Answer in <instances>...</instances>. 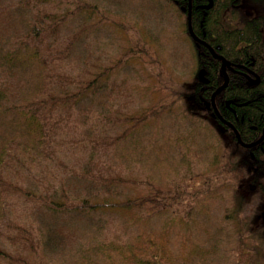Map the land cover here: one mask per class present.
<instances>
[{
	"label": "rangeland",
	"instance_id": "rangeland-1",
	"mask_svg": "<svg viewBox=\"0 0 264 264\" xmlns=\"http://www.w3.org/2000/svg\"><path fill=\"white\" fill-rule=\"evenodd\" d=\"M22 1L0 0V264H157L159 258L166 264H264V194L250 193L246 183L219 179L212 165L215 157L220 160L216 143L230 139L222 135L217 140L211 128L216 122L210 118V102H200L195 94L201 69L185 33L186 18L164 0H81V12L74 0L53 2L55 17L66 19L61 47L73 43L65 67L75 77L88 70L82 78L87 82L98 79L113 86L77 107L88 119L113 114L122 122L147 120L130 135L129 122L107 129L127 131L113 159L119 179L126 182L115 194L101 190L100 196L111 202L141 199L133 210H41V168L26 177L11 172L5 162L7 152L27 163L40 160L33 148L40 134L30 129L34 114L16 110L40 95L41 66L4 58L31 27L32 13ZM118 3L122 8H116ZM94 6L95 12L87 9ZM245 6L250 17L264 13V5ZM23 59L28 55L18 57ZM112 101L121 108L112 109ZM72 132L62 139L65 151L72 147ZM70 155L60 153L55 173L89 160ZM61 177L55 200L81 204L89 192L86 184L76 174ZM61 190L69 201L60 197ZM53 229L62 237L41 248L40 232L45 239L46 230ZM31 231L38 245L16 247ZM143 245L152 251L144 255Z\"/></svg>",
	"mask_w": 264,
	"mask_h": 264
},
{
	"label": "trees",
	"instance_id": "trees-1",
	"mask_svg": "<svg viewBox=\"0 0 264 264\" xmlns=\"http://www.w3.org/2000/svg\"><path fill=\"white\" fill-rule=\"evenodd\" d=\"M54 1L60 2V0L22 1V6L32 13L31 27L27 37L16 38L13 41V50L8 51L4 56L7 63L16 59L19 63H28V65L36 63L41 66L40 95L25 105H18L16 110L17 112L23 109L29 114H34L30 129H33L35 134H40L39 142L33 146L34 149L38 148L36 153L40 160L38 162L34 159L32 163H27L22 161L21 156L16 152L12 155L7 152L5 162L10 164L11 172L23 174L26 177L27 175L34 177L36 168H41L38 170L41 172V210L76 213L72 210L75 206L82 208L79 211L80 214L85 208L89 212H102L108 208L133 210L141 199L111 202L105 200L104 196H100L101 190L103 193L106 191L108 194H115L116 187L123 186L126 182L119 179L121 171L113 159L117 146L126 136L127 131L119 133L117 130L110 133L107 129L116 128L123 122H129L133 127L127 134L130 135L135 127L140 124L143 126L147 118L140 121L131 118L122 122L116 115L109 114L107 117L88 119V116L84 114L86 111L77 107L78 104L88 100L92 94L113 91V86L103 85L98 79L89 82L82 79L88 71L85 68L84 75L75 77L72 76L74 73H71L69 66L65 67L73 43L68 41L61 47L60 29L66 19L55 17L53 14ZM80 1L74 0L76 10L81 12ZM164 1L172 4L180 15L185 16L184 28L187 36L190 37L188 29L190 15L194 34L211 48H218V54L225 58L228 64L226 71L229 75V83L216 95L215 106L225 122L231 124L233 130L239 134L243 144L256 143L262 138L264 132V13L250 17L245 11V5L254 4L256 8L257 5L263 6L264 0H213V5L208 10L203 8L208 3L207 0ZM95 8L94 6L87 9L95 12ZM116 8H122L120 3L116 5ZM78 13L74 10L75 15ZM190 39L194 45L198 68L206 70L209 81L207 85L196 84L195 94L200 98V102L206 104L209 101L211 103L213 94L225 84L222 62L211 55L209 47L198 45L191 37ZM71 41L76 43L75 38ZM27 55L26 61L18 60L19 56ZM244 72L256 77L259 83L251 84L243 75ZM110 74L111 72L108 71L105 76H111ZM3 92V84H0V95ZM225 100L230 103L229 107H226ZM112 104V109L121 108L118 101H112ZM211 105L210 118L216 122V126H211V128L223 130L227 124L213 117L215 116L214 108ZM36 123H39V128ZM226 128L229 130L232 145L230 143V146L225 145V147H230L231 150L227 155L223 154L220 160L215 157L212 162L219 179L230 180L231 183L232 181L246 183L250 187V193L257 190L264 194V138L256 146L245 148L238 143L234 132L229 127ZM72 129V147L65 151L62 139ZM13 145L8 146V149H11ZM18 149L20 150L19 147ZM68 152L69 155H67ZM60 153L65 158L72 156L70 154H77V156L81 154L89 160H85L84 164L81 163L77 167L72 166L64 173L57 174L55 171H60V166H58ZM61 164L67 165L64 158ZM70 173L78 175L79 179L86 184V190H89L79 205H73L71 202L61 204L54 198L58 192L55 183L59 185L64 182L61 176ZM65 194L61 190L60 197L69 201ZM40 233L41 248L49 245L51 241H54L56 245L55 242L62 237L57 231L46 230L44 239L42 232ZM36 243L38 245L31 231L30 234L26 233L20 243L15 244H17L16 247L23 246L22 244L36 247ZM159 249L161 248L157 246L156 252ZM140 250L146 255L148 250L152 251V248L143 245ZM22 263L27 264V262ZM157 264H166V261L164 258H159Z\"/></svg>",
	"mask_w": 264,
	"mask_h": 264
},
{
	"label": "flooded vegetation",
	"instance_id": "flooded-vegetation-1",
	"mask_svg": "<svg viewBox=\"0 0 264 264\" xmlns=\"http://www.w3.org/2000/svg\"><path fill=\"white\" fill-rule=\"evenodd\" d=\"M208 1V3L207 4H205L204 5V7L205 6H207L208 4H209V0H207ZM203 6V5H202ZM203 7V8H204ZM204 10H207V9H204ZM191 37V36H190ZM198 37V36H197ZM199 38V37H198ZM200 39V38H199ZM193 40V39H192ZM201 41H203L202 39H200ZM194 41V40H193ZM196 42V41H195ZM204 42V41H203ZM205 43V42H204ZM206 44V43H205ZM198 45H202V46H204V47H206V48H211L208 44H206L207 46H205L204 44H202V43H198ZM209 51H210V53H211V55L215 58V55H218V56H221V55H219L218 54V48L217 49H213V48H211V50L209 49ZM214 53H213V52ZM215 54V55H214ZM222 57V56H221ZM217 59V58H216ZM225 59V58H224ZM221 60V59H220ZM221 62H222V60H221ZM222 65H223V62H222ZM198 66V65H197ZM227 66L228 65H226L225 66V69L223 70L222 69V72H223V74H224V77H225V81H226V79L228 80V83H229V75H228V73H227V71H226V68H227ZM201 70H205L204 68H202ZM206 71V70H205ZM243 75L247 78V80L252 84L255 80H257V79H255L256 77H253L250 73H246V72H244L243 73ZM206 77H207V74H206ZM215 94V93H214ZM213 94V95H214ZM216 97V96H215ZM214 99L215 98H213V96H212V102L210 103V105L213 107V108H215V109H217L216 108V106H215V101H214ZM228 100H225V102H226V107H229L230 106V103H228L227 102ZM211 108V107H210ZM215 109L213 110V112H214V115L215 116H213V117H216L219 121H221L222 123H224L221 119H220V117H218L216 114H215ZM209 111H210V109H209ZM217 111H218V109H217ZM212 113V112H211ZM218 113H219V111H218ZM219 115L221 116V114L219 113ZM221 118L223 119V117L221 116ZM224 120V119H223ZM225 121V120H224ZM225 124H227V123H225ZM226 127H229L230 129H231V131H233L234 132V134H235V136H236V133H235V131L230 127V126H228V124L226 125ZM224 128L223 130L222 129H219V128H217L216 130H214V132L217 134V140H219V138H220V136H222V135H227L228 137H229V139H230V133H229V130H228V128ZM263 135H264V132H263ZM237 138V137H236ZM237 141H238V139H237ZM230 143H231V141L229 140V141H225V142H220V141H218V143H217V145L219 144L220 145V147H221V149H220V151H219V153H221L220 154V159H221V156L224 154V156L225 155H227L228 153H229V151L231 150V148L230 147H225V145H227V146H230ZM239 143V142H238ZM240 144V143H239ZM216 145V146H217ZM231 145H232V143H231ZM241 145V144H240ZM223 149V150H222Z\"/></svg>",
	"mask_w": 264,
	"mask_h": 264
},
{
	"label": "water",
	"instance_id": "water-1",
	"mask_svg": "<svg viewBox=\"0 0 264 264\" xmlns=\"http://www.w3.org/2000/svg\"><path fill=\"white\" fill-rule=\"evenodd\" d=\"M212 5H213V0H209V4L207 5V6H205L204 7V9H210L211 7H212ZM191 19H190V15H189V17H188V29H189V34H190V36H191V38L194 40V41H196V43L198 44V43H202V44H204L205 46H207L203 41H201L195 34H194V32H193V30H192V27H191V21H190ZM208 47V46H207ZM210 50H211V48H209ZM213 52V51H212ZM214 53V52H213ZM215 55V54H214ZM215 58H217V59H221L222 60V62H223V65H222V69L224 70L225 69V66L226 65H228L227 64V62H226V60L223 58V57H221V56H218V55H215ZM206 71L205 70H201L199 73H198V80H199V82H200V84H203V85H207L208 84V79H207V77H206ZM254 84H258L259 83V80L257 79V80H255L254 82H253ZM227 84H228V80L226 79V81H225V84L223 85V86H221L216 92H215V94L213 95V98H215V96L219 93V92H221L226 86H227ZM215 109V108H214ZM215 114L218 116V117H220V119L224 122V123H227V122H225L222 118H221V116L219 115V113H218V111H217V109H215ZM232 129H233V126L231 125V124H229V123H227ZM235 131V130H234ZM235 133H236V137H237V139H238V142L243 146V147H245V148H250V147H253V146H256L258 143H260L262 140H263V138H264V135L262 136V138L259 140V141H257L256 143H254V144H251V145H245V144H243L242 142H241V140H240V138H239V134L235 131Z\"/></svg>",
	"mask_w": 264,
	"mask_h": 264
}]
</instances>
